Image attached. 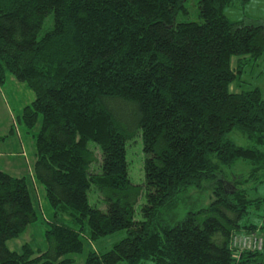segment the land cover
<instances>
[{
  "label": "trees",
  "instance_id": "obj_1",
  "mask_svg": "<svg viewBox=\"0 0 264 264\" xmlns=\"http://www.w3.org/2000/svg\"><path fill=\"white\" fill-rule=\"evenodd\" d=\"M237 1L250 0H199L200 20L178 22L185 0H0V84L12 76L34 92L20 122L38 126L35 176L55 212L79 225L54 218L39 256L9 248L37 214L25 178L0 169V264H65L83 251L85 223L93 240L127 237L84 264H264V245L232 247L238 234L264 238V198L248 192L264 183V98L229 88L234 56L264 54V22L231 21L225 12ZM138 131L143 184L127 160ZM240 160L249 175L228 179L224 168ZM204 181L213 182L211 204L166 222L162 210ZM92 188L105 208L91 204Z\"/></svg>",
  "mask_w": 264,
  "mask_h": 264
},
{
  "label": "rangeland",
  "instance_id": "obj_2",
  "mask_svg": "<svg viewBox=\"0 0 264 264\" xmlns=\"http://www.w3.org/2000/svg\"><path fill=\"white\" fill-rule=\"evenodd\" d=\"M186 10L177 15V21H199V0H185ZM227 17L234 22L238 21H259L264 22V0H250L246 4L237 1L233 6L226 9ZM53 26V15L45 19L40 32L42 37L50 31ZM233 67L239 71V76L230 85V90L240 92V90H250L259 88L264 98V54L258 60L252 59L249 55L233 57ZM35 98L34 92L25 83L18 82L14 77L9 76L4 84H0V169L10 173L14 177L25 178L29 184V189L34 201L37 219L29 225L26 230L10 239L7 244L9 248L22 251L29 246L35 255L39 256L47 248L45 238L50 223L54 218H59L66 224L79 227L69 212L56 213L48 202L44 187L37 180L34 173V163L36 160L35 135L38 126L28 128L20 122V117L24 113V107L29 105ZM229 138L237 144L248 146L250 141L239 131H233ZM97 157L100 159L101 152L95 146ZM127 160L129 163V173L134 184L144 183V153L141 131L135 132L127 144ZM98 169L99 164H94ZM251 167L240 160L231 167L224 168L226 177L230 180L239 181L249 175ZM237 177V178H236ZM249 197L264 198V183L251 182L248 185ZM214 198L213 182L204 181L200 186H192L182 191L171 207L163 209L162 214L166 222L173 223L182 220L189 212L207 207ZM91 204L101 209L105 208L104 202L94 188L90 192ZM145 201L144 197L139 199L137 207ZM259 214L264 213V202L262 208L257 210ZM252 221L261 222L259 216H254ZM264 224V223H263ZM81 229V236L84 239L83 251L79 254H68L69 260L65 264H84L88 253L91 250L106 252L116 243L127 237V231L120 230L107 236L93 240L89 228L85 224ZM119 264H125L120 262ZM145 264H154L146 261Z\"/></svg>",
  "mask_w": 264,
  "mask_h": 264
},
{
  "label": "built area",
  "instance_id": "obj_3",
  "mask_svg": "<svg viewBox=\"0 0 264 264\" xmlns=\"http://www.w3.org/2000/svg\"><path fill=\"white\" fill-rule=\"evenodd\" d=\"M264 238L258 232L235 235L232 241V247L239 252L244 250H262Z\"/></svg>",
  "mask_w": 264,
  "mask_h": 264
},
{
  "label": "crops",
  "instance_id": "obj_4",
  "mask_svg": "<svg viewBox=\"0 0 264 264\" xmlns=\"http://www.w3.org/2000/svg\"><path fill=\"white\" fill-rule=\"evenodd\" d=\"M233 6V5H232ZM231 7V6H230Z\"/></svg>",
  "mask_w": 264,
  "mask_h": 264
}]
</instances>
